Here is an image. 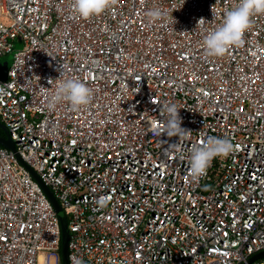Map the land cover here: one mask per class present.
I'll use <instances>...</instances> for the list:
<instances>
[{"label": "built area", "instance_id": "obj_1", "mask_svg": "<svg viewBox=\"0 0 264 264\" xmlns=\"http://www.w3.org/2000/svg\"><path fill=\"white\" fill-rule=\"evenodd\" d=\"M236 3L112 0L84 19L73 0H0V60L12 56L0 123L15 149L0 146V264H62L33 174L66 218L68 264H248L264 251V14L222 57L202 44ZM61 65L92 89L87 106L48 110ZM166 102L187 136H161ZM210 136L234 149L194 178L188 156Z\"/></svg>", "mask_w": 264, "mask_h": 264}, {"label": "clouds", "instance_id": "obj_2", "mask_svg": "<svg viewBox=\"0 0 264 264\" xmlns=\"http://www.w3.org/2000/svg\"><path fill=\"white\" fill-rule=\"evenodd\" d=\"M112 5V0H73V9L81 18L87 19L103 14ZM255 14H264V0H237L234 7L225 9L222 18L212 29H205L202 44L205 53L210 57H222L230 47L243 43V34L249 29L251 19ZM166 13L160 8L148 12L150 21L155 23L163 19ZM204 20V19H201ZM200 20V21H201ZM60 68V77L55 91L49 96L47 108L54 111L57 106L67 102L73 109L87 106L92 99V89L78 78H64ZM161 111L166 114L164 127L160 134L168 138L184 137L190 131L183 128L182 118L175 103H164ZM176 143L168 144L169 149ZM234 149L232 141L227 137L210 136L201 145H194L188 156L189 169L192 176L201 177L206 173L210 163L218 157H227ZM105 201L101 199L100 204ZM82 264V262H79Z\"/></svg>", "mask_w": 264, "mask_h": 264}, {"label": "water", "instance_id": "obj_3", "mask_svg": "<svg viewBox=\"0 0 264 264\" xmlns=\"http://www.w3.org/2000/svg\"><path fill=\"white\" fill-rule=\"evenodd\" d=\"M6 70H7V62H1L0 61V81H5L6 79ZM0 129L3 131L4 136H0V146L3 148H6L10 151L15 152L14 146L8 137L7 131L5 127L0 123ZM33 177L36 179V181L41 185L43 188L45 194L47 195L49 201L51 202L52 206L55 209V212L58 216L59 223H60V230H61V248H60V256H61V262L62 264H68L67 262V244H68V231H67V224H66V218L64 216V213L62 209L60 208L59 204L55 200L54 196L52 195L49 188L42 185L39 181V179L33 174ZM261 258H264V251L254 255L248 260V264L253 263L256 260H259Z\"/></svg>", "mask_w": 264, "mask_h": 264}, {"label": "rangeland", "instance_id": "obj_4", "mask_svg": "<svg viewBox=\"0 0 264 264\" xmlns=\"http://www.w3.org/2000/svg\"><path fill=\"white\" fill-rule=\"evenodd\" d=\"M0 61H1L2 63H3V62L11 63V61H12V56H11V55L5 56V57L1 58Z\"/></svg>", "mask_w": 264, "mask_h": 264}, {"label": "trees", "instance_id": "obj_5", "mask_svg": "<svg viewBox=\"0 0 264 264\" xmlns=\"http://www.w3.org/2000/svg\"><path fill=\"white\" fill-rule=\"evenodd\" d=\"M0 136H4V133L1 129H0Z\"/></svg>", "mask_w": 264, "mask_h": 264}]
</instances>
